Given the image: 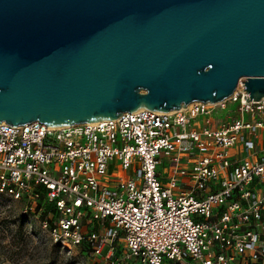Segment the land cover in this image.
Here are the masks:
<instances>
[{"label": "built area", "instance_id": "obj_1", "mask_svg": "<svg viewBox=\"0 0 264 264\" xmlns=\"http://www.w3.org/2000/svg\"><path fill=\"white\" fill-rule=\"evenodd\" d=\"M0 193L52 204L40 226L77 264H264V97L240 83L167 112L4 121Z\"/></svg>", "mask_w": 264, "mask_h": 264}, {"label": "water", "instance_id": "obj_2", "mask_svg": "<svg viewBox=\"0 0 264 264\" xmlns=\"http://www.w3.org/2000/svg\"><path fill=\"white\" fill-rule=\"evenodd\" d=\"M240 83L264 97V0H0V124L167 112Z\"/></svg>", "mask_w": 264, "mask_h": 264}, {"label": "rangeland", "instance_id": "obj_3", "mask_svg": "<svg viewBox=\"0 0 264 264\" xmlns=\"http://www.w3.org/2000/svg\"><path fill=\"white\" fill-rule=\"evenodd\" d=\"M226 112H215L213 118H221ZM169 164L166 159L160 171ZM111 167L110 172L118 169L114 163ZM164 177L165 173L161 175L163 181ZM42 202L41 199H14L0 193V264H77V249L73 253L63 251L40 226L41 219L51 211V205L43 206ZM108 248L104 247L102 253L106 254Z\"/></svg>", "mask_w": 264, "mask_h": 264}, {"label": "trees", "instance_id": "obj_4", "mask_svg": "<svg viewBox=\"0 0 264 264\" xmlns=\"http://www.w3.org/2000/svg\"><path fill=\"white\" fill-rule=\"evenodd\" d=\"M41 200H42V199H41ZM42 201H43V200H42ZM50 205H51V211H49V213H50V214H51V213L53 214L55 209H54V206H53L52 204H50ZM35 209H37V207H36ZM50 214H49V215H46V216L43 217V218H46V217L49 218ZM43 218H42V219H43ZM55 244L59 246V244H57V243H55ZM59 247H60V246H59Z\"/></svg>", "mask_w": 264, "mask_h": 264}]
</instances>
